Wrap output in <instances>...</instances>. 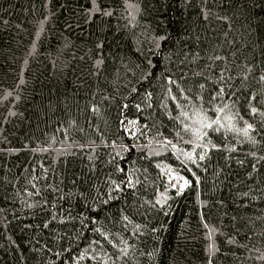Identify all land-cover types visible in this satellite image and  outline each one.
Wrapping results in <instances>:
<instances>
[{
	"label": "trees",
	"instance_id": "16d2710c",
	"mask_svg": "<svg viewBox=\"0 0 264 264\" xmlns=\"http://www.w3.org/2000/svg\"><path fill=\"white\" fill-rule=\"evenodd\" d=\"M0 264H264V0H0Z\"/></svg>",
	"mask_w": 264,
	"mask_h": 264
}]
</instances>
